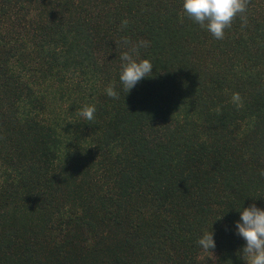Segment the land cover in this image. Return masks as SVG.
Listing matches in <instances>:
<instances>
[{
    "label": "trees",
    "instance_id": "obj_1",
    "mask_svg": "<svg viewBox=\"0 0 264 264\" xmlns=\"http://www.w3.org/2000/svg\"><path fill=\"white\" fill-rule=\"evenodd\" d=\"M245 3L217 40L182 0H0V264H212V225L215 264H246L231 208L264 206V0ZM133 46L154 67L126 95Z\"/></svg>",
    "mask_w": 264,
    "mask_h": 264
},
{
    "label": "clouds",
    "instance_id": "obj_2",
    "mask_svg": "<svg viewBox=\"0 0 264 264\" xmlns=\"http://www.w3.org/2000/svg\"><path fill=\"white\" fill-rule=\"evenodd\" d=\"M245 8V0H182L184 15L193 23L205 29L217 40L224 38L225 30L231 26L237 14L245 11ZM147 46L146 42H140L139 47L146 48ZM136 52L137 47L133 46L130 52L120 54L121 70L119 81L126 95L141 80L152 77L150 75L154 67L152 61L148 58L134 59ZM104 91L108 97L113 99L118 97V93L113 87H107ZM239 99L238 94H233L232 101L234 103H238ZM94 113V106H85L80 110L79 115L84 120L91 122L95 118ZM261 175H264V171L261 172ZM231 209L239 213V218L232 225L233 234L244 241V244L238 250L239 254L242 255L246 264H264V206L258 205L255 201L248 206H244L243 201L241 206ZM224 214L215 219L213 224L221 219ZM195 243L203 252L211 253L207 259L212 264H215L216 257L214 256V250L217 247V241L213 225L212 231H203Z\"/></svg>",
    "mask_w": 264,
    "mask_h": 264
}]
</instances>
